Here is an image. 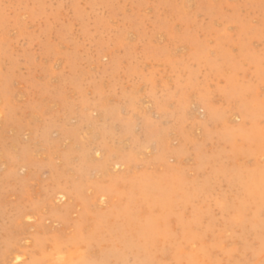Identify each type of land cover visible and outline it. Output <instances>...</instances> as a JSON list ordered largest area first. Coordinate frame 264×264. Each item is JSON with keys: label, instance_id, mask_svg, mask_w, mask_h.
Here are the masks:
<instances>
[{"label": "rangeland", "instance_id": "1", "mask_svg": "<svg viewBox=\"0 0 264 264\" xmlns=\"http://www.w3.org/2000/svg\"><path fill=\"white\" fill-rule=\"evenodd\" d=\"M0 264H264V0H0Z\"/></svg>", "mask_w": 264, "mask_h": 264}]
</instances>
